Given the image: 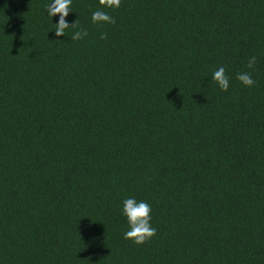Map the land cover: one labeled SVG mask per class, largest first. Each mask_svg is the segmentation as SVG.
Instances as JSON below:
<instances>
[{
	"label": "trees",
	"instance_id": "obj_1",
	"mask_svg": "<svg viewBox=\"0 0 264 264\" xmlns=\"http://www.w3.org/2000/svg\"><path fill=\"white\" fill-rule=\"evenodd\" d=\"M50 2L0 0V264H264V0Z\"/></svg>",
	"mask_w": 264,
	"mask_h": 264
},
{
	"label": "clouds",
	"instance_id": "obj_2",
	"mask_svg": "<svg viewBox=\"0 0 264 264\" xmlns=\"http://www.w3.org/2000/svg\"><path fill=\"white\" fill-rule=\"evenodd\" d=\"M99 4L103 8H119L121 0H99ZM72 0H51L47 4V14L52 18L59 14V21L56 23L55 35H65V30L69 28H76L78 21L69 24L66 20L71 8ZM94 23L115 24V18L103 9H98L92 13L91 17ZM88 36V31L81 28L72 34V40H83ZM101 39H107V33H101ZM257 63V57L251 56L247 61V68L254 69ZM212 79L219 85L222 91H227L230 87V78L226 73L225 67L221 66L212 74ZM236 79L239 80L244 86L252 87L256 84L250 71L237 73ZM122 214L127 217L129 230L124 233V239L131 240L137 245H143L151 240L156 234L157 229L152 226L151 212L152 206L146 201H137L135 198L129 197L123 200Z\"/></svg>",
	"mask_w": 264,
	"mask_h": 264
}]
</instances>
